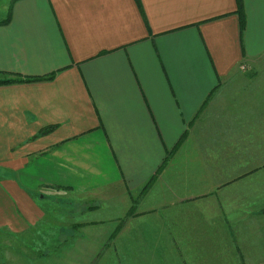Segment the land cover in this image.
<instances>
[{"label":"crops","instance_id":"crops-1","mask_svg":"<svg viewBox=\"0 0 264 264\" xmlns=\"http://www.w3.org/2000/svg\"><path fill=\"white\" fill-rule=\"evenodd\" d=\"M243 1L242 34L237 0L0 13V71L53 75L0 85V229L41 224L53 197L82 206L55 264H92L117 228L105 264H264V0Z\"/></svg>","mask_w":264,"mask_h":264},{"label":"rangeland","instance_id":"rangeland-1","mask_svg":"<svg viewBox=\"0 0 264 264\" xmlns=\"http://www.w3.org/2000/svg\"><path fill=\"white\" fill-rule=\"evenodd\" d=\"M14 0H0V13H4L8 16L10 7ZM12 78H16L12 76ZM42 196V195H40ZM56 198H40L39 203L44 208V211L50 216L47 221H51L53 217L57 216L56 208L58 213H63L65 218L62 221V225L68 226V224L76 223V216L78 215V210L82 206H76L75 203L65 204L62 206H55ZM80 205V204H77ZM74 210H72L73 207ZM73 212V213H70ZM82 222V221H81ZM80 222V223H81ZM50 223V222H49ZM52 224H54L52 222ZM51 224V225H52ZM51 225L40 224L36 226H31L30 229H26L19 233H10L11 231L1 228L0 229V264H55L56 250L60 248L59 254L64 252L67 245L60 246L58 239H63L66 235H62L61 231L53 230ZM53 230V231H52ZM59 245V246H58ZM40 250V251H39ZM109 252V251H108ZM110 254V253H109ZM107 255L96 264H105V261L115 263V257H110ZM126 260L130 262L131 258L125 257ZM68 260V258L66 259ZM123 260V259H122ZM144 258H135V263H142ZM69 261H75V258H69Z\"/></svg>","mask_w":264,"mask_h":264},{"label":"trees","instance_id":"trees-1","mask_svg":"<svg viewBox=\"0 0 264 264\" xmlns=\"http://www.w3.org/2000/svg\"><path fill=\"white\" fill-rule=\"evenodd\" d=\"M137 2L140 4L139 0H137ZM237 3H238V7H237V10H236V14H238V17H239V21H240V30H241V34L244 32L245 30V26H246V13H245V5H244V1L243 0H237ZM12 6V5H11ZM11 8V7H10ZM9 13H10V10H9ZM10 14H8V16H6V18L1 22V23H8L10 21ZM0 75H2L3 77L0 78V85H4V84H11V83H17V82H35V81H44V80H48V79H51L53 77V75H50L48 77L46 76H42V77H31V78H22L20 76H17V75H14V74H9L8 72H3V71H0ZM12 76H15L16 78H12ZM50 129L47 130V129H43L40 131L41 134L45 133V132H49L51 131L53 128L52 127H49ZM179 147V146H178ZM165 163H166V160H165ZM154 178H152L141 190L140 194L137 196V198H134L135 200H133V205L131 206V208L129 209V211L127 212L126 216H125V219H123V221H126L128 220L130 217L132 216H136L137 214L135 213L136 212V209H135V204L138 200V197L140 196H143L145 193L148 192L149 190V187L152 183ZM98 206H96V204H92L90 206H87L86 209H95L97 208ZM56 212H58V209L56 208L55 209ZM61 210L64 211V209L62 208ZM73 210V209H72ZM70 213H73V212H70ZM61 215H63V213L61 212L60 213ZM49 215H47L45 217V219H43L42 223L41 224H48V225H51L52 222L54 224L51 225V227L53 228V230H60L62 235H66L63 239H58L57 241L59 242L60 246H64V245H70L72 242H73V238L75 237V232L76 230L78 229L79 226H81V223H72V224H68V226H65V225H62V221H64V217H62V219H57V217H53L51 221H47L49 219ZM50 222V223H49ZM40 225V224H39ZM122 225H119V227H121ZM118 230L113 233L112 237L110 240H108L101 252H99V254L95 257V259L93 260L92 264H96L97 262H99L102 257L104 256V251H106L107 249L109 250L110 248H112L113 250H118V247L120 245V240L116 239L117 235L119 234V231L120 229L117 228ZM52 230V231H53ZM118 232V234H117ZM59 246V245H58ZM40 251V250H39ZM60 251V248H58L56 250V255L58 254V252ZM123 258V257H122ZM131 260L133 261V263H135V257H131ZM130 260V261H131ZM118 261H120V257H118Z\"/></svg>","mask_w":264,"mask_h":264}]
</instances>
